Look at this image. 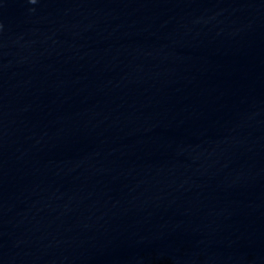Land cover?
Segmentation results:
<instances>
[{
    "label": "clouds",
    "instance_id": "9594fccd",
    "mask_svg": "<svg viewBox=\"0 0 264 264\" xmlns=\"http://www.w3.org/2000/svg\"><path fill=\"white\" fill-rule=\"evenodd\" d=\"M32 2H35V0H32Z\"/></svg>",
    "mask_w": 264,
    "mask_h": 264
}]
</instances>
